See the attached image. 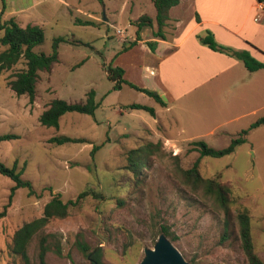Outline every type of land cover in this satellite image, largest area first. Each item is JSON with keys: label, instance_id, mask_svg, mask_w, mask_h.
Returning a JSON list of instances; mask_svg holds the SVG:
<instances>
[{"label": "rangeland", "instance_id": "1", "mask_svg": "<svg viewBox=\"0 0 264 264\" xmlns=\"http://www.w3.org/2000/svg\"><path fill=\"white\" fill-rule=\"evenodd\" d=\"M154 12L151 0H0L1 19L13 17L20 25L35 23L42 28L44 40L34 47L36 52L49 54L54 37L66 39L58 44V61L52 70L39 73L33 102L26 95H16L7 82L25 67L23 58L0 73V135L18 136L0 140V162L8 167L16 163L17 170L23 167L21 177L35 190L29 194L26 187L16 189L0 218V264H23L11 250L12 234L22 223L40 216L51 195L75 200L82 190L87 194L69 206L65 217L51 218L44 227L45 233L59 240L61 249L60 255L46 253L47 264H89L75 245L77 234L89 247H100L104 264H137L144 250L152 248L164 233L161 226L167 227L168 234H164L188 264H247L238 245L235 221L241 206L252 215V238L264 261V123L249 129L246 141L232 153L203 156L199 161L204 177L220 173L221 180L233 186L224 239V213L200 191L192 193L183 185L179 171L198 157L191 141L223 148L264 117V79L242 69L250 76V96L245 95L234 108L241 114L238 119L215 130L214 86L212 92L192 94L169 110L125 83L114 89L106 68L119 66L128 77L138 76L134 63L142 61L145 51L134 42L133 21ZM228 12L226 7L221 9L219 19ZM235 12H240L238 6ZM259 20L264 25V14ZM116 29L125 33L124 39L117 37ZM260 46L264 49L263 42ZM237 81L233 77V83ZM90 89L98 102L93 115L66 112L58 128L39 123L38 117L51 99L83 102ZM130 103L150 106L157 114L130 109ZM62 135L84 141H47ZM146 142L160 147L143 171L142 181L136 183L124 167L126 154ZM93 145L98 148L91 156ZM13 184L0 174V211ZM35 244L34 240L30 246V264L38 262Z\"/></svg>", "mask_w": 264, "mask_h": 264}, {"label": "trees", "instance_id": "2", "mask_svg": "<svg viewBox=\"0 0 264 264\" xmlns=\"http://www.w3.org/2000/svg\"><path fill=\"white\" fill-rule=\"evenodd\" d=\"M4 1V0H2ZM179 0H152L155 14L151 17L147 13L138 16L133 25L136 28L134 42L140 39V32L145 27L152 28L154 37L164 38V28L168 18V10L176 5ZM264 2V0H257ZM86 23H91L87 21ZM0 73L9 70L15 65L20 58L24 59L25 67L15 72L7 81L8 86L16 95H26L30 102L35 100L36 84L39 79V73L42 71L50 72L55 62L58 61V44L66 39L62 36L54 37L52 40V51L49 54L44 52H36L34 47L40 45L44 40L42 28L35 23H26L20 25L15 18H0ZM200 41L212 50L225 52L239 59L244 67L252 72L264 68V62L255 59L246 50L237 51L223 47L216 43L213 34L206 31L200 37ZM147 45L151 50L156 47L153 40L147 41ZM81 62H79L80 64ZM124 70L119 66L107 67L106 75L113 82V88L119 89L122 83L127 84L134 90L140 91L153 98L159 105L165 106L166 103L158 95L157 92L149 90L142 86L136 85L123 78ZM98 102L95 100V91L90 89L86 92L83 102H68L62 98L55 97L51 99L47 106L43 109L38 117L41 125L46 127H59V119L66 112H78L84 114H94ZM130 109H141L154 115V108L139 103H130ZM264 123V117L258 118L248 129L241 130L240 133L231 138L227 146L223 148H213L203 140H193L190 144L194 145L198 151V157L187 168L179 169L181 182L187 186L192 193L201 192L202 196L209 198L214 207L221 210L224 215V239L227 237V224L230 214V198L233 186L229 182L221 180V174L216 173L214 176L204 177L199 170V161L203 156L220 157L230 154L235 147L246 141L249 129L255 128ZM16 134H2L0 140L17 138ZM49 143L61 144L66 142H83V138H71L67 136H52L47 140ZM160 144L146 142L131 148L126 154L125 168L132 173L134 182L142 181L143 171L149 167L150 159L155 154ZM98 146L93 145L90 151L91 156ZM23 167L16 169V163L12 167H8L0 162V174L10 178L14 184L10 188L7 203H5L0 211V218L6 213L7 207L10 205L12 196L16 189L26 187L29 194H34L35 190L30 181L21 177ZM87 194L86 190L78 193L75 200L63 201L59 194H53L49 200L43 205L42 214L36 218L22 223L12 234L11 250L19 255L23 264H30L29 250L31 243L35 240V251L38 258L36 264H47L45 255L48 251H53L60 255L61 249L59 240L51 233H45L44 227L51 218H63L67 215L69 206L74 205L79 199ZM252 215L250 211L241 206L235 214V221L238 229V245L247 264H264V261L257 254L254 241L252 238L251 228ZM161 232L168 234V229L161 226ZM75 245L89 259V264H104L101 261L100 247L91 248L77 234Z\"/></svg>", "mask_w": 264, "mask_h": 264}, {"label": "crops", "instance_id": "3", "mask_svg": "<svg viewBox=\"0 0 264 264\" xmlns=\"http://www.w3.org/2000/svg\"><path fill=\"white\" fill-rule=\"evenodd\" d=\"M241 2L243 9L240 8ZM237 6L238 14L235 12ZM225 7L229 12L219 19L221 9ZM154 14L149 15L153 17ZM261 14L264 10L258 8L257 0H179L168 10L164 38L154 37L150 27L142 29L137 44L145 54L140 63H134L139 74L135 78L128 77L123 69V78L157 92L166 103L160 106L167 110L192 94L212 92L214 86L212 125L215 130L241 116L235 113L239 109L234 108L241 105L245 95L250 96V76L247 77L242 70L246 68L239 59L210 49L200 41V37L210 30L219 44L230 46L232 50H246L264 62V49L260 46L261 42L264 43V25L259 20ZM236 16L239 18L235 19ZM150 40L156 42L154 50L146 43ZM260 70L249 73L264 79V74H259ZM233 77L238 78L236 83H233ZM223 92L225 95L222 97Z\"/></svg>", "mask_w": 264, "mask_h": 264}, {"label": "water", "instance_id": "4", "mask_svg": "<svg viewBox=\"0 0 264 264\" xmlns=\"http://www.w3.org/2000/svg\"><path fill=\"white\" fill-rule=\"evenodd\" d=\"M137 264H188L181 253L161 233L152 248L144 250V257Z\"/></svg>", "mask_w": 264, "mask_h": 264}, {"label": "built area", "instance_id": "5", "mask_svg": "<svg viewBox=\"0 0 264 264\" xmlns=\"http://www.w3.org/2000/svg\"><path fill=\"white\" fill-rule=\"evenodd\" d=\"M258 8L260 10H264V2H259L258 1ZM116 35L120 39H124L125 38V33L121 29H116Z\"/></svg>", "mask_w": 264, "mask_h": 264}]
</instances>
